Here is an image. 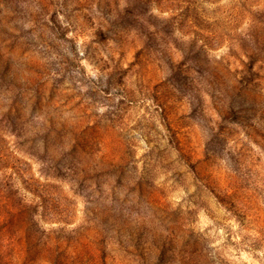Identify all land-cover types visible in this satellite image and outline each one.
I'll use <instances>...</instances> for the list:
<instances>
[{
    "label": "rangeland",
    "instance_id": "1",
    "mask_svg": "<svg viewBox=\"0 0 264 264\" xmlns=\"http://www.w3.org/2000/svg\"><path fill=\"white\" fill-rule=\"evenodd\" d=\"M261 2L0 0V264H264Z\"/></svg>",
    "mask_w": 264,
    "mask_h": 264
},
{
    "label": "trees",
    "instance_id": "2",
    "mask_svg": "<svg viewBox=\"0 0 264 264\" xmlns=\"http://www.w3.org/2000/svg\"><path fill=\"white\" fill-rule=\"evenodd\" d=\"M261 10L260 16H253V23H251L253 34L249 36H251L254 43L264 40V0L261 2ZM260 34L261 38L259 36ZM247 74H250V71H247Z\"/></svg>",
    "mask_w": 264,
    "mask_h": 264
}]
</instances>
